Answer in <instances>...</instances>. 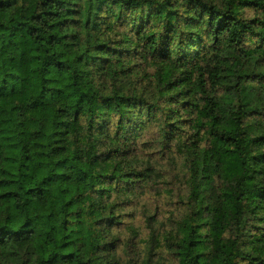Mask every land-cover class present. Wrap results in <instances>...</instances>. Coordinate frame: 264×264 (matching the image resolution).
<instances>
[{"label":"trees","instance_id":"obj_1","mask_svg":"<svg viewBox=\"0 0 264 264\" xmlns=\"http://www.w3.org/2000/svg\"><path fill=\"white\" fill-rule=\"evenodd\" d=\"M0 264H264V0H0Z\"/></svg>","mask_w":264,"mask_h":264},{"label":"rangeland","instance_id":"obj_2","mask_svg":"<svg viewBox=\"0 0 264 264\" xmlns=\"http://www.w3.org/2000/svg\"><path fill=\"white\" fill-rule=\"evenodd\" d=\"M155 158L158 173V177L155 178L156 187L132 200V223L138 226L140 232L147 230L144 223L147 215L154 214L155 217L167 223L166 217L170 216L171 212H174L175 216L179 215L182 206L178 199V192L182 190L183 183L177 162L168 155L164 157L155 155ZM163 180L164 182H161ZM163 187L170 188L171 192L164 191Z\"/></svg>","mask_w":264,"mask_h":264}]
</instances>
